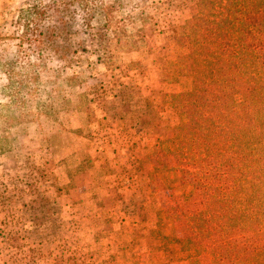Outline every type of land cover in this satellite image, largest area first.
Listing matches in <instances>:
<instances>
[{
	"label": "rangeland",
	"instance_id": "rangeland-1",
	"mask_svg": "<svg viewBox=\"0 0 264 264\" xmlns=\"http://www.w3.org/2000/svg\"><path fill=\"white\" fill-rule=\"evenodd\" d=\"M193 4L0 0V264H190L162 207L205 206L163 162ZM242 144L264 155V125Z\"/></svg>",
	"mask_w": 264,
	"mask_h": 264
},
{
	"label": "trees",
	"instance_id": "trees-1",
	"mask_svg": "<svg viewBox=\"0 0 264 264\" xmlns=\"http://www.w3.org/2000/svg\"><path fill=\"white\" fill-rule=\"evenodd\" d=\"M177 43L180 58L168 73L183 72L192 85L168 95L180 120L171 141L181 155L163 162L180 169L181 185L200 189L205 206L162 211L181 222L176 241L197 253H187L190 264L202 257L264 264V155L242 144L264 125V0H194Z\"/></svg>",
	"mask_w": 264,
	"mask_h": 264
},
{
	"label": "crops",
	"instance_id": "crops-1",
	"mask_svg": "<svg viewBox=\"0 0 264 264\" xmlns=\"http://www.w3.org/2000/svg\"><path fill=\"white\" fill-rule=\"evenodd\" d=\"M12 155H1L0 156V160L2 159V160H4V159H10V157H11ZM69 159H72L73 160V156L72 155H68V160ZM20 254H18V256H21V255H23L24 254V256H26V252L25 251H22V250H19L18 251ZM22 253V254H21ZM17 254V253H16ZM9 255H11V253H9V254H7V253H2L0 256H9ZM29 256L30 255H28V258H29ZM38 257H39V253H38ZM33 259H35V258H33ZM8 260V263H11L12 261L11 260H9V259H7ZM33 262V261H32ZM24 263V260H20V264H23ZM6 264V263H5Z\"/></svg>",
	"mask_w": 264,
	"mask_h": 264
}]
</instances>
